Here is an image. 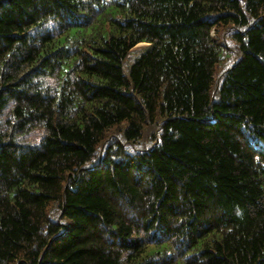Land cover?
<instances>
[{
  "label": "trees",
  "instance_id": "trees-1",
  "mask_svg": "<svg viewBox=\"0 0 264 264\" xmlns=\"http://www.w3.org/2000/svg\"><path fill=\"white\" fill-rule=\"evenodd\" d=\"M0 264H264V0H0Z\"/></svg>",
  "mask_w": 264,
  "mask_h": 264
},
{
  "label": "rangeland",
  "instance_id": "rangeland-1",
  "mask_svg": "<svg viewBox=\"0 0 264 264\" xmlns=\"http://www.w3.org/2000/svg\"><path fill=\"white\" fill-rule=\"evenodd\" d=\"M139 47H142V44H139L137 46V48ZM41 132L42 131L40 129H31L28 132L17 134L15 139L18 143H21V144L37 142L39 139L38 134H41Z\"/></svg>",
  "mask_w": 264,
  "mask_h": 264
}]
</instances>
